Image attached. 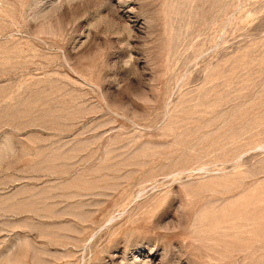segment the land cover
Listing matches in <instances>:
<instances>
[{"label":"rangeland","instance_id":"1","mask_svg":"<svg viewBox=\"0 0 264 264\" xmlns=\"http://www.w3.org/2000/svg\"><path fill=\"white\" fill-rule=\"evenodd\" d=\"M0 264H264V0H0Z\"/></svg>","mask_w":264,"mask_h":264}]
</instances>
